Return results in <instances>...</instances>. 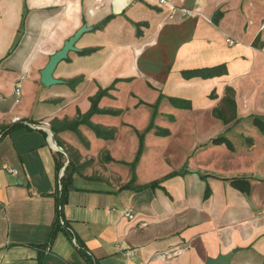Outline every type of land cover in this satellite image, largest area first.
<instances>
[{"label":"crops","instance_id":"obj_1","mask_svg":"<svg viewBox=\"0 0 264 264\" xmlns=\"http://www.w3.org/2000/svg\"><path fill=\"white\" fill-rule=\"evenodd\" d=\"M164 1L0 0V132L23 125L0 133V264H37L36 246L47 239L60 175L70 163L65 231L49 247V264H206L227 254L229 264H264V135L251 123V116L264 120V0ZM82 26L91 30L76 42L79 51L54 71L62 83L44 86L40 71ZM220 65V77L182 76ZM79 77L75 87L67 85ZM125 79L97 108L119 111L135 87L151 93L148 102L164 97L156 124L169 135L148 133L135 167L134 187L178 173L156 189H125L138 150L131 127L144 128L148 113L135 115V123L123 114H93L89 122L112 130L111 139L86 124L76 132L52 130L86 114L98 89ZM226 88L233 91L235 124L212 115ZM168 98L187 100L191 109ZM221 134L233 151L210 144ZM234 177L248 179L247 195L224 180Z\"/></svg>","mask_w":264,"mask_h":264},{"label":"trees","instance_id":"obj_2","mask_svg":"<svg viewBox=\"0 0 264 264\" xmlns=\"http://www.w3.org/2000/svg\"><path fill=\"white\" fill-rule=\"evenodd\" d=\"M219 17H220L219 14L216 17H213V22H217ZM112 18H113V16H109V17L105 18L103 21H101L99 24H97L95 26V29H101ZM138 26L139 25H137V28H138ZM94 51H95V49H92V48L84 49L80 52V55H83V56L90 55ZM225 74H226V67L224 65L182 72V76L185 79H192V78L211 79V78L223 76ZM117 81H119V80H115L114 83L111 86L107 87L106 89L100 88L98 90L97 94L95 96H93L92 98H90L91 107L86 114L79 115L76 120H74L71 123H66L65 125L61 126L58 129L53 128L52 129L53 132L55 134L61 130H70V131L76 132L78 125L86 124L91 130H93V132L96 134L97 137L103 138V139H111L113 137V134H114L112 130H106L105 128L91 124L89 122V118L93 114H114V115L118 114L115 111H103V110H99L97 108L99 100L107 94L108 90L113 89V85ZM126 81H129V80L126 79ZM80 82H81V77L68 81L67 85L69 87L73 88L77 84H79ZM210 97L215 98L216 96L214 94H211ZM162 98H163V96L160 95L157 103H159V101H161ZM168 100L171 103V105L175 108L185 109V110L191 109V103L187 100L177 99V98H168ZM212 115L214 118L220 120L224 125H228L232 122H234V124H235L238 122V119L236 118V105H235V101H234L233 91L230 88L225 89V94H224L223 98L221 99L219 106L216 107L215 109H213ZM251 123L255 128H257L259 130V132L261 134L264 135V120H262V118L257 117V116H251ZM22 126H23L22 124L15 123L12 126H9L5 132H4V130H1V132L3 131V133L6 135V134H9L10 132H12L16 129L21 128ZM152 128H153V121L151 120L148 127L144 130V132H142V133L137 132V134H138V150H137V153H136V156H135L133 163L130 165L131 170H132V178L129 181V183L125 186V189H130V190H133L135 192H140V191H143L145 189H156V188L160 187L161 182H163L164 180L178 175L177 172L171 173V174L165 176L161 180L153 181V182L146 184V185H143V186H135L134 187V184L136 181L135 167L138 164L140 157H141L143 150H144V136H145V133L150 131ZM157 134L160 136H168L169 132L167 130L158 129ZM251 142H252L251 140H248L249 145H251ZM210 144H212L214 146L225 145L229 151L234 150L232 143L226 138V136L224 134H221V135L215 137L214 139H212L210 141ZM61 167H62V163L57 161L55 164L56 173L59 172V169ZM74 169H75L74 166L70 163L68 166H66V168L64 170V174L60 179L61 180V188L58 189L59 193L56 196V210H55V217H54L53 223H52L51 228L48 232L47 239H46L45 243L36 246V248L38 249L37 264H49L50 263V261L54 257L50 254L49 247L51 246V244L55 240L57 234L61 231H65V228H63V224H61V222H60L62 220L61 208L67 202L68 193L73 188L71 175H72ZM201 178L203 179V178H205V176H201ZM224 180L229 181L230 185L235 190L239 191L240 193H242L244 195H247L249 193L250 185H249L248 179H246V178H235L234 177L231 179H224ZM210 193H211V191H210L209 187L207 186L205 189V193H204V200H207L209 198ZM66 234L71 239V236L67 232H66ZM60 264H62V263H60Z\"/></svg>","mask_w":264,"mask_h":264},{"label":"rangeland","instance_id":"obj_3","mask_svg":"<svg viewBox=\"0 0 264 264\" xmlns=\"http://www.w3.org/2000/svg\"><path fill=\"white\" fill-rule=\"evenodd\" d=\"M119 82L127 83L129 81H126V79L125 80H119V81H117L113 85V89L112 90H108L107 91V94L105 96H103L102 98H104V97L112 98V96H113L112 95V92L113 91H117L116 85ZM113 83H114V81L112 82V84ZM111 85H109V86H111ZM106 88H104V89H106ZM129 91L130 92H128V94H126V99H125V102L123 103L121 109H118L119 111H115V112L118 113L116 115L123 114V115L127 116V118H129L134 123L135 122H139V119L136 118L135 115H141L143 113H148L149 114V118H148L147 124L145 125L144 128H142L140 130L134 128L132 126V124H128V125L132 126L131 128L133 129V131L135 130L136 132L142 133L148 127L150 121L151 120L153 121V128L150 131H148L147 133H145V136H144V148H145V137H146V135L148 133L153 132V134L155 136H157V137H165V136H160V135L157 134L158 129L167 130L169 132V130L167 128H164V127L159 126V125L156 124V118H158L159 116L162 115V113L160 112V109H159V106L161 104V101H159V103H157L158 98H159V97H157V99H155L153 102H148V100H151L152 99V97L150 96L151 93L147 92V94H144L143 91H142V89L139 90L138 87H135L134 90L131 89ZM137 91L141 94V96L137 95ZM97 92L98 91H96L95 94L89 96L88 97V100L90 101V98H92L93 96H95L97 94ZM124 93H126V91ZM113 97H115V96H113ZM90 103H91V101H90ZM114 110H108V111H114ZM109 115H112L113 116L114 114H109ZM168 117H169V120H171V121L174 120V116L169 115ZM135 131H134V133H135ZM135 134H136V136L138 138V134L137 133H135Z\"/></svg>","mask_w":264,"mask_h":264},{"label":"water","instance_id":"obj_4","mask_svg":"<svg viewBox=\"0 0 264 264\" xmlns=\"http://www.w3.org/2000/svg\"><path fill=\"white\" fill-rule=\"evenodd\" d=\"M90 27L82 26L79 28L73 36L68 38L61 47L60 50L56 51L49 57V60L45 67L40 71V82L49 87L51 85L60 84L62 81L56 80L53 77L54 71L57 65L68 57L70 52H78L79 50L75 47L76 42L86 32L90 31ZM232 254L218 256L214 259L208 258L206 264H229Z\"/></svg>","mask_w":264,"mask_h":264},{"label":"built area","instance_id":"obj_5","mask_svg":"<svg viewBox=\"0 0 264 264\" xmlns=\"http://www.w3.org/2000/svg\"><path fill=\"white\" fill-rule=\"evenodd\" d=\"M96 1L101 2V1H103V0H96ZM160 4H165V1H164V0H160ZM14 93H15L16 97H18V96L20 95V88L17 87V88L15 89V92H14ZM16 101H17V100H16ZM17 102H18V101H17ZM6 170H7L9 173H12V174H14V175H17V171H16V170L8 169V168H6ZM61 177H62V175H60V178H61ZM125 215H126L127 217H130V218H131V215H129L128 212L125 213ZM60 222H61V224H63L62 221H60ZM72 242L75 243L74 240H72ZM124 253H125V255H126L127 257H131L132 254H133V252H132L131 250H126Z\"/></svg>","mask_w":264,"mask_h":264}]
</instances>
